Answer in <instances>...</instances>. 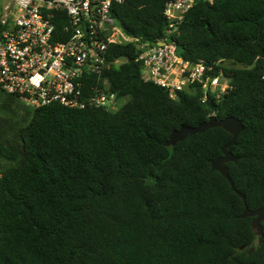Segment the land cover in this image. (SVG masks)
<instances>
[{
    "label": "trees",
    "instance_id": "obj_1",
    "mask_svg": "<svg viewBox=\"0 0 264 264\" xmlns=\"http://www.w3.org/2000/svg\"><path fill=\"white\" fill-rule=\"evenodd\" d=\"M170 1L112 7L139 40L108 51L110 90L128 98L116 111L31 110L0 92V264H264L238 194L264 206V0H196L179 25L180 55L221 62L230 80L206 103L199 88L172 98L142 78L139 42L165 37ZM213 112L244 123L227 164L236 190L210 163L231 140L223 128L165 146Z\"/></svg>",
    "mask_w": 264,
    "mask_h": 264
},
{
    "label": "built area",
    "instance_id": "obj_2",
    "mask_svg": "<svg viewBox=\"0 0 264 264\" xmlns=\"http://www.w3.org/2000/svg\"><path fill=\"white\" fill-rule=\"evenodd\" d=\"M124 1L0 0V92L31 110L58 103L116 111L123 103L105 76L111 69L108 51L112 45L139 41L126 36L112 16V7ZM195 2L166 4L165 37L155 44L140 41L137 61L144 81L166 88L172 98L199 88L206 103L227 92L230 80L221 62L216 69L179 53L175 37Z\"/></svg>",
    "mask_w": 264,
    "mask_h": 264
},
{
    "label": "water",
    "instance_id": "obj_3",
    "mask_svg": "<svg viewBox=\"0 0 264 264\" xmlns=\"http://www.w3.org/2000/svg\"><path fill=\"white\" fill-rule=\"evenodd\" d=\"M221 127L231 134V140L223 146L222 148V156L210 161L212 165V169L220 172L226 180L230 183L232 188L236 190L234 182L230 176V170L228 167V163L238 162V158L231 152L230 148L237 144V140L241 133L244 131V123L241 119H237L234 117H226L224 119H219L217 116H209L208 120L200 123L197 126H186L183 125L179 129L174 130L169 139L165 142V146H175L179 142L184 141L188 137L194 136L199 133L206 132L210 128ZM239 196L245 202V210L242 214L241 218H253L251 222V226L255 231L256 235L259 237V245H261L262 240L264 238L263 232V224H264V206L260 207L256 210H250L247 203L246 197L243 193L238 192ZM242 247L241 249H244ZM255 250V247H252L249 253H252Z\"/></svg>",
    "mask_w": 264,
    "mask_h": 264
},
{
    "label": "rangeland",
    "instance_id": "obj_4",
    "mask_svg": "<svg viewBox=\"0 0 264 264\" xmlns=\"http://www.w3.org/2000/svg\"><path fill=\"white\" fill-rule=\"evenodd\" d=\"M225 66H231V63H225ZM127 97H123L122 99H121V103H125L126 101H127ZM24 113V111L23 110H20V113H19V115L21 116L22 114Z\"/></svg>",
    "mask_w": 264,
    "mask_h": 264
}]
</instances>
